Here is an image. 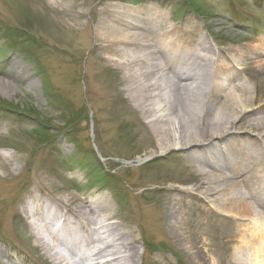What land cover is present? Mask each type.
Instances as JSON below:
<instances>
[{"label": "rangeland", "instance_id": "1", "mask_svg": "<svg viewBox=\"0 0 264 264\" xmlns=\"http://www.w3.org/2000/svg\"><path fill=\"white\" fill-rule=\"evenodd\" d=\"M114 5L132 10L140 32L142 19L150 21L159 40L207 58L213 81L195 100L208 102L206 110L186 113L195 135L209 139L207 122L232 112L225 93H244L252 113L219 140L159 154L158 127L127 91V63L97 34L119 26ZM149 40L154 67L177 83L179 58ZM174 84L175 110L186 111L191 83ZM262 118L264 0H0V264H59L38 242L47 236L39 220L24 210L56 218L57 233L61 220L65 230L77 227L74 212L102 208L101 196L110 210L100 220L133 244L134 260L121 264H254L264 240V126L251 125ZM227 146L241 150L234 162L246 172L228 181L205 167L208 152ZM218 187L214 198L222 199L204 195ZM234 196L244 210H232ZM110 234L95 238L112 241Z\"/></svg>", "mask_w": 264, "mask_h": 264}, {"label": "bare ground", "instance_id": "2", "mask_svg": "<svg viewBox=\"0 0 264 264\" xmlns=\"http://www.w3.org/2000/svg\"><path fill=\"white\" fill-rule=\"evenodd\" d=\"M110 8L115 9L112 13H114L115 18H117L120 22L119 26H113L115 29L113 32L107 31L104 32V34L101 33L100 30H97V34L106 37L108 42L115 47L116 56H114V59L118 57L124 62V64L127 63L126 66L128 67V71L126 76L129 78L125 79V81L128 82L127 91L131 95L132 100L137 103L138 109L142 111L145 120H148V122L153 124L154 127H158L159 154H166L172 150L184 149L185 147L192 145L198 146L199 144L213 142L216 139L219 140L218 138L221 137L223 132H230L229 126H232L233 123L238 120L240 115L252 113L253 109L250 108L249 104L250 98L246 97L244 93L238 94L236 92L237 94H235V98L231 93H225V101L232 104V112L227 113L226 111L221 110L220 113L212 119V122H207V129L211 127L208 137L209 139H205L203 135H195L193 131H196V129L191 124H188L190 119L186 113H191L192 111L195 115H199L200 113V116L203 117L208 102L197 104L201 97V89H198L200 86L196 87L194 82L189 85H185L188 89L185 90L187 91V94L184 93V95L187 97V100L191 101L192 106L186 107V111H176L175 106L178 100L175 94L176 92L174 93L175 90L172 89V84L174 83L166 80L167 78L165 77L163 70L154 67L152 61L153 59L149 53L151 49L147 45V43L150 42L149 37L147 39V33L148 35L151 34L146 31L147 29L140 32V25H134L136 21H134V13L132 10L128 11V9H126L123 5H114L113 7L110 6ZM149 24L152 25L151 22ZM149 29L150 32H153L150 27ZM162 39L163 40H161L160 43L164 48L167 45L170 46V50H174L176 54L181 53L180 44L167 43L165 41V37ZM189 80L183 81V79H181L174 85L183 84V82L188 83ZM196 99L197 102H195ZM181 112H183V115L180 114ZM184 124L187 125L186 128L183 127ZM251 126H258L262 128L264 126V118L255 120V124H252ZM206 171L205 167H200L198 170L199 174L206 178L207 181L209 177L212 178V175ZM228 179L229 178H227V180ZM220 191H222V189L218 187L214 188L212 191L207 190L204 195L214 198ZM221 195L222 193L216 199L214 198V200L222 199ZM243 201L244 200L239 199V197L234 196L232 201V210L237 209L238 212L240 210H244ZM104 205L105 206H102V208H95L94 205H89L88 209L91 214L88 212L84 213L80 209V211L73 213L78 220L76 221L77 227L66 230L69 231V234L75 236L76 238L73 246L65 248L66 253H68L69 256L72 255L74 246L77 247L82 243L87 246L100 243L104 246L93 252L94 257L97 258L95 260H98V262H85L82 260L79 263L74 262L72 264H121L122 257L127 261H131L132 259L134 260V253H131L134 249L133 244L128 243L125 240V233L118 228L110 231L109 227L100 220L101 218L103 220L104 216H102V214L104 212L107 213L110 210V204L107 198L104 200ZM29 211L26 209L24 210L25 213H23L25 216H27V218H34L35 221L39 220L44 233H46L47 236L52 235L50 240L46 238L47 236H42L39 233V236L37 237L39 244L45 248L47 252H49L50 256L55 258L59 264H70L65 257L59 254L57 250L61 245L60 233L52 232V230H54L53 224L45 222V219L43 218L45 215L44 213L38 211L37 209L30 208ZM224 212L226 213V209ZM39 215L41 216V219L39 218ZM253 216L251 217L255 219L257 215ZM66 222L67 226L69 223H72L70 219L66 220ZM89 225L96 227L98 230L95 232L88 231L87 229ZM35 226L36 225L32 224L31 228H34ZM79 227L85 230L84 232L86 234L81 233V231L78 230ZM98 233L100 235H98ZM110 233H113V237H116L112 241L108 240L111 235ZM92 234L98 235V238L101 236H108V238L96 240L92 239ZM103 259L105 261H100ZM253 263L264 264V240L259 252L257 250L255 252Z\"/></svg>", "mask_w": 264, "mask_h": 264}]
</instances>
